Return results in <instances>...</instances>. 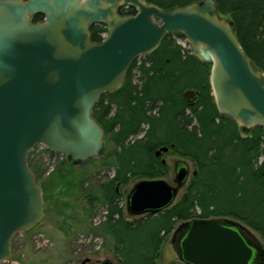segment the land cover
Returning <instances> with one entry per match:
<instances>
[{
	"label": "water",
	"instance_id": "water-1",
	"mask_svg": "<svg viewBox=\"0 0 264 264\" xmlns=\"http://www.w3.org/2000/svg\"><path fill=\"white\" fill-rule=\"evenodd\" d=\"M130 5L135 15L118 13ZM36 14L44 20L34 22ZM95 24L108 27L102 42L91 40ZM175 32L210 66L216 108L236 120L241 137L264 126V71L247 55L234 20L219 12L216 0L173 10L147 0H0V263L12 258L15 234L32 230L45 215L29 151L43 144L73 164L101 155L105 132L93 117L100 96L120 90L134 59L151 54ZM184 97L193 105L198 93L187 89ZM197 173L195 168L192 175ZM190 176V163L180 160L171 181H137L127 196L126 220L171 207ZM173 248L189 264L264 263L259 237L225 216L186 221L175 231ZM92 264L117 263L108 258Z\"/></svg>",
	"mask_w": 264,
	"mask_h": 264
},
{
	"label": "trees",
	"instance_id": "trees-1",
	"mask_svg": "<svg viewBox=\"0 0 264 264\" xmlns=\"http://www.w3.org/2000/svg\"><path fill=\"white\" fill-rule=\"evenodd\" d=\"M147 1L173 10L197 0ZM216 1L219 12L234 20L247 55L264 71V0ZM118 13L135 15L137 9L121 6ZM43 20V14L33 17L34 22ZM107 30L105 24L92 25L91 40L102 42ZM168 38L171 33L154 52L139 56L140 64L139 57L135 58L124 86L115 93H103L93 109V117L104 129V139L109 138L115 146L114 176L102 185L101 194L107 207L106 224L121 264H128L131 255L132 264H155L162 235L172 232L178 222L193 218H234L260 232L264 239V126L253 127L249 136L242 138L236 120L221 115L216 108L209 83L210 66L197 59L192 50L184 56L183 48L171 45ZM193 65L201 70L194 72ZM136 67L137 84L132 80ZM187 89L199 91L196 104L184 99ZM140 133L141 138L131 140ZM163 144H174L176 151L191 157L198 173L192 175L187 192L171 207L128 221L122 214L115 183H126L135 176L151 179L166 175L167 166L154 153ZM28 163L39 182L43 169L29 157ZM95 199L92 197L91 203ZM138 232L142 238L135 240V249L129 248L134 242L129 237Z\"/></svg>",
	"mask_w": 264,
	"mask_h": 264
},
{
	"label": "rangeland",
	"instance_id": "rangeland-1",
	"mask_svg": "<svg viewBox=\"0 0 264 264\" xmlns=\"http://www.w3.org/2000/svg\"><path fill=\"white\" fill-rule=\"evenodd\" d=\"M178 33H171V39L168 38V41L171 45H180L184 56H187L190 54L191 47L186 38ZM140 62L141 57L137 64ZM192 68L194 72L201 70V67L197 65H193ZM132 74V80L138 83L137 67ZM186 113L191 115L189 110ZM193 123L196 124V121L194 120ZM142 136L143 133H140L133 136L131 140ZM163 137L161 136L160 139ZM104 140L103 153L82 164L70 163L66 154L50 151L43 144L36 145L29 151V159L38 163L43 169V172L38 175V180L43 187L45 215L32 230L15 234L12 239V259L4 260L0 264H80L86 257L91 258L92 261H103L109 258L117 263L121 262L114 236L108 231L107 207L101 194L102 185L113 178L115 170L113 155L115 146L109 138L105 137ZM161 157L166 159L168 168L167 174L162 178L170 181L174 177V159L185 158L190 163L191 171L196 168L195 161L191 157L183 156L176 150L170 149ZM261 161L262 157L259 163ZM141 179L147 178L135 176L126 183H115L120 195L118 200L123 208V216L127 215V196L134 184ZM189 183L190 181L181 189L177 200L187 192ZM94 196L96 199L91 203ZM185 222H178L175 229ZM175 229L162 235L155 264L181 263L173 248ZM252 230L264 243L261 233ZM139 237L142 238L141 232L129 237L130 240H134L133 245L129 243V248L133 246L135 249L137 246L135 240ZM133 256L127 258L128 264H132Z\"/></svg>",
	"mask_w": 264,
	"mask_h": 264
},
{
	"label": "flooded vegetation",
	"instance_id": "flooded-vegetation-1",
	"mask_svg": "<svg viewBox=\"0 0 264 264\" xmlns=\"http://www.w3.org/2000/svg\"><path fill=\"white\" fill-rule=\"evenodd\" d=\"M126 81V80H125ZM133 83H135V84H137L136 82H134L133 81ZM139 83V82H138ZM125 84V83H124ZM140 85H142V81H141V84ZM124 86V85H123ZM195 91H197V93H198V99H197V101L199 100V98H200V93H199V91L198 90H195ZM185 92V91H184ZM184 92H183V97H184ZM184 99H185V97H184ZM186 100V99H185ZM197 101L195 102V104L197 103ZM187 102V101H186ZM188 104H191V103H189V102H187ZM194 105V104H193ZM116 107H117V104H114V109H113V113H114V111L116 110ZM163 146H167L168 147V150H166V151H161L160 152V154L159 155H157V151L161 148V147H163ZM175 150L174 149V144H170V145H165V144H163V145H161V146H159L157 149H155V151H154V153H155V155H156V157H158L161 161H162V163L164 164V165H166L167 164V161H166V159H164V158H162L161 156L164 154V153H167L169 150ZM182 155V154H181ZM180 160H185V158H177V159H174V176H175V165H176V163L178 162V161H180ZM192 173H193V170L191 171V176H192ZM191 176H190V178H191ZM174 178V177H173ZM136 218H134L133 220H131V221H134ZM180 227V226H179ZM178 227V228H179ZM177 228V229H178ZM177 229H175V231L177 230ZM175 231H174V234H173V240H174V235H175ZM10 259H12V258H10ZM10 259H8V260H10ZM91 259V258H90ZM95 262H98V261H92V259H91V261L90 262H88L87 264H92V263H95ZM115 262V261H114ZM115 263H117V262H115ZM117 264H121V263H117Z\"/></svg>",
	"mask_w": 264,
	"mask_h": 264
},
{
	"label": "built area",
	"instance_id": "built-area-1",
	"mask_svg": "<svg viewBox=\"0 0 264 264\" xmlns=\"http://www.w3.org/2000/svg\"><path fill=\"white\" fill-rule=\"evenodd\" d=\"M10 261V260H9Z\"/></svg>",
	"mask_w": 264,
	"mask_h": 264
}]
</instances>
